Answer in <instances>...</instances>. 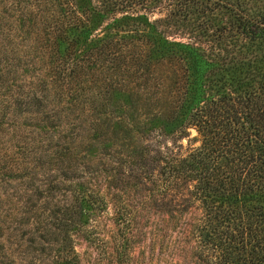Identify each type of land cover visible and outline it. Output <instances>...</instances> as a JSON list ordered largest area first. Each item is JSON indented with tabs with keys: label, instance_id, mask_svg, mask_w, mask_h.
Returning <instances> with one entry per match:
<instances>
[{
	"label": "rangeland",
	"instance_id": "1",
	"mask_svg": "<svg viewBox=\"0 0 264 264\" xmlns=\"http://www.w3.org/2000/svg\"><path fill=\"white\" fill-rule=\"evenodd\" d=\"M58 1L45 0L46 6ZM63 1L78 6L81 26L71 27L63 39L44 40L37 16L29 14L38 7L35 0H2L0 9L10 2L16 9L3 19L8 25L1 33L11 28L6 41L0 37V62L5 53L14 56L7 62L20 65L8 73L9 82L48 81L47 62L74 48L86 56L92 44L79 92L103 102L104 113L95 119L84 110L78 122L68 117L53 128L38 127L32 115L14 114L11 106L0 108V264H180L179 226L168 216L177 213L149 205V194L159 202V177L140 171L134 153L146 144L148 154H183L198 143L195 130L189 127L181 137L157 131L139 137L123 108L135 94L169 102L168 82L180 74L176 62H185L160 58L161 46L172 42L195 49L201 61L194 62H264V36L252 39L241 29L243 17L264 13V0ZM69 38L75 42L70 46ZM110 40L116 41L113 47ZM108 49L114 56L105 60ZM132 81L145 87L135 89ZM54 142L70 145L76 159L51 158ZM33 191L42 196L35 208L39 217L22 219ZM77 192L84 200L77 207L79 221L67 229L72 248L66 251L58 234L45 232L53 230L46 223L47 208L73 200Z\"/></svg>",
	"mask_w": 264,
	"mask_h": 264
},
{
	"label": "trees",
	"instance_id": "2",
	"mask_svg": "<svg viewBox=\"0 0 264 264\" xmlns=\"http://www.w3.org/2000/svg\"><path fill=\"white\" fill-rule=\"evenodd\" d=\"M35 1L38 7L29 14L37 16L40 33L46 35L44 40L48 35L63 39L71 27L81 26V11L75 2L61 0L46 6L45 0ZM15 9L13 2L0 9L2 40L9 38L11 28L6 26L1 33L2 26L8 25L3 19ZM53 10L59 13L57 17L52 15ZM241 29L252 39L264 36V13L243 17ZM66 42L68 46L75 43L74 38ZM110 42L112 47L116 43ZM43 44L46 46V41ZM90 48L86 56L74 48L59 55L57 62H47L50 80L36 77L31 83L9 82L8 73L20 65L7 62L14 56L3 53L0 108L11 106L14 114L32 115L38 127L56 128L68 117L76 123L84 110L98 118L104 113L99 110L103 102L96 104L94 98L79 92L82 63L90 61ZM109 49L103 52L110 54L105 60L114 56ZM159 52L163 60L176 57L185 61L176 62L180 74L168 82L172 88L169 102L166 104L152 93L135 94L126 99L123 109H128L139 137L145 138L154 131L181 137L192 127L198 143L183 154H148L146 144V150L134 153L140 171L159 177V202L155 204L157 198L153 194L147 196V201L165 213L170 209L177 213L168 216L179 226L180 264H264V62H194L201 61L198 52L180 42L163 45ZM130 83L135 89L145 87L135 81ZM49 147L51 158L76 159L68 144L54 142ZM40 159L38 156L42 162ZM22 160L19 156L18 162ZM31 195L32 198H25L26 216L22 219L39 217L35 208L42 196L37 191ZM83 200L84 194L77 192L73 200L54 202L53 208H47L46 223L53 230L47 228L45 232L58 234L63 241L61 249L66 251L72 248L67 229L79 221L81 211L77 207Z\"/></svg>",
	"mask_w": 264,
	"mask_h": 264
}]
</instances>
